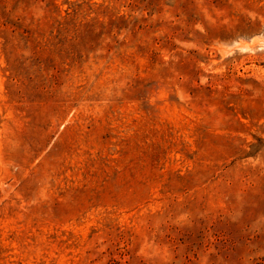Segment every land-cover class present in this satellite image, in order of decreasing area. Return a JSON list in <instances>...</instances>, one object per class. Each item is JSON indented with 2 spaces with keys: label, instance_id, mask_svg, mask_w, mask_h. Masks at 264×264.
<instances>
[{
  "label": "rangeland",
  "instance_id": "rangeland-1",
  "mask_svg": "<svg viewBox=\"0 0 264 264\" xmlns=\"http://www.w3.org/2000/svg\"><path fill=\"white\" fill-rule=\"evenodd\" d=\"M0 264H264V0H0Z\"/></svg>",
  "mask_w": 264,
  "mask_h": 264
}]
</instances>
